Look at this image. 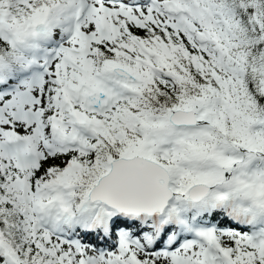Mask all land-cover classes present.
<instances>
[{
  "label": "snow or ice",
  "instance_id": "obj_1",
  "mask_svg": "<svg viewBox=\"0 0 264 264\" xmlns=\"http://www.w3.org/2000/svg\"><path fill=\"white\" fill-rule=\"evenodd\" d=\"M0 264H264V0H0Z\"/></svg>",
  "mask_w": 264,
  "mask_h": 264
}]
</instances>
